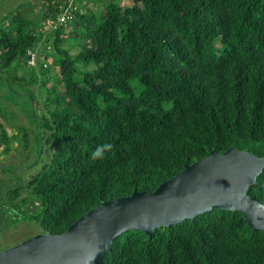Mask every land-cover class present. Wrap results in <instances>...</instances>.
Wrapping results in <instances>:
<instances>
[{
	"label": "trees",
	"instance_id": "16d2710c",
	"mask_svg": "<svg viewBox=\"0 0 264 264\" xmlns=\"http://www.w3.org/2000/svg\"><path fill=\"white\" fill-rule=\"evenodd\" d=\"M40 1L37 20L23 4L0 15V101L26 114L34 140L25 131L23 141L39 158L27 194L16 186L1 196L6 218L60 233L103 201L153 191L213 149L264 155V0H93L86 11L84 0ZM70 1V29L43 31ZM12 137L0 122L2 150ZM248 193L264 202V169ZM100 262L264 264V230L240 209L213 207L153 234L128 229Z\"/></svg>",
	"mask_w": 264,
	"mask_h": 264
},
{
	"label": "water",
	"instance_id": "95a60500",
	"mask_svg": "<svg viewBox=\"0 0 264 264\" xmlns=\"http://www.w3.org/2000/svg\"><path fill=\"white\" fill-rule=\"evenodd\" d=\"M216 150L186 163L153 191L103 201L63 232H38L0 249V264H101L122 232L153 234L213 207L240 209L253 228L264 230V202L248 193L264 169V155L235 145Z\"/></svg>",
	"mask_w": 264,
	"mask_h": 264
},
{
	"label": "rangeland",
	"instance_id": "374dc122",
	"mask_svg": "<svg viewBox=\"0 0 264 264\" xmlns=\"http://www.w3.org/2000/svg\"><path fill=\"white\" fill-rule=\"evenodd\" d=\"M127 2V1H126ZM23 4V9L25 11V14H27L29 17L37 20L43 7L42 2L40 0H0V15L8 14V12L13 9L17 8L18 5ZM80 6L83 10H87L89 8H96V2L93 0H89V2L82 1L80 3ZM7 21L2 20L0 22L1 25L5 24ZM72 25L71 22H68L66 26V30H69L70 26ZM30 57V63L31 64H37L38 63V54L36 53H29ZM33 89L40 93L39 85H33ZM5 90L2 88L0 89V94H3ZM41 97V96H40ZM3 102L6 105V109L3 111L4 114L0 115V122L4 125V127L7 129L10 135H13L15 133H18L19 138L14 139L12 137L11 140V148L8 151L2 150L4 146L0 147V165L2 167H6V171L2 170L0 167V204L3 203L5 198H1L3 195L5 197V194L8 190L11 188H14L16 186H22L21 193L19 195H25L27 194L28 190V182L30 177L33 175L35 171H32L30 167L34 166V168L37 166L33 165L32 163L34 160H37V150L35 149L34 145H28L26 146L24 144V139L22 137L23 132H27L29 134L30 140L33 144L34 140V132L32 127L30 126V123L27 119L26 114L23 111H20L21 109L19 106L14 102L13 100H9L8 98H5L3 95V99L0 101ZM23 127L24 129L20 130L19 127ZM26 129V130H25ZM47 147L45 146L43 148V151L41 153L40 160L42 158L48 157L49 154H47ZM37 158V159H36ZM43 161V160H42ZM32 163V164H31ZM29 164L31 166L29 167ZM28 207L36 208L39 206V200L37 198L32 199L30 202H28ZM0 216H2L1 220V227H0V249H2L4 246L12 245L20 240H23L26 237H29L35 233H38L41 231L40 227H38L35 223L33 224L28 219H22L18 222H12L9 218H6V213L2 211L0 213Z\"/></svg>",
	"mask_w": 264,
	"mask_h": 264
},
{
	"label": "built area",
	"instance_id": "2783aa9c",
	"mask_svg": "<svg viewBox=\"0 0 264 264\" xmlns=\"http://www.w3.org/2000/svg\"><path fill=\"white\" fill-rule=\"evenodd\" d=\"M73 2L63 7L62 10L58 13L56 17H48L43 24L42 30L47 31L52 28H57L60 25H66L67 22L72 18V9L71 6Z\"/></svg>",
	"mask_w": 264,
	"mask_h": 264
},
{
	"label": "clouds",
	"instance_id": "9594fccd",
	"mask_svg": "<svg viewBox=\"0 0 264 264\" xmlns=\"http://www.w3.org/2000/svg\"><path fill=\"white\" fill-rule=\"evenodd\" d=\"M104 147H110V145H105ZM102 150H101V148H97L96 150H94L92 153H91V157L93 158V159H95L96 157H98V156H102Z\"/></svg>",
	"mask_w": 264,
	"mask_h": 264
}]
</instances>
